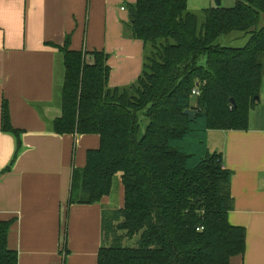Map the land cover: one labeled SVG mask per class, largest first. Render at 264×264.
Here are the masks:
<instances>
[{
	"label": "trees",
	"instance_id": "16d2710c",
	"mask_svg": "<svg viewBox=\"0 0 264 264\" xmlns=\"http://www.w3.org/2000/svg\"><path fill=\"white\" fill-rule=\"evenodd\" d=\"M127 12V35L145 50L134 83L108 86L104 51L70 49L68 36L60 47L61 114L51 130L99 137L85 165L73 169L68 202L98 203L119 176L123 204L110 232L117 242L138 239L122 246L113 237L98 249L97 264H229L243 254L246 230L228 221L231 171L210 152L206 133L248 127L264 73V28H257L264 0L202 8L201 24L187 0H135ZM232 32L248 35L243 47L214 45ZM188 108L197 111L193 121L183 114ZM1 130L16 138L18 150L21 130L11 125L6 100ZM11 223L0 221V264H18L7 245Z\"/></svg>",
	"mask_w": 264,
	"mask_h": 264
},
{
	"label": "crops",
	"instance_id": "0c3cea01",
	"mask_svg": "<svg viewBox=\"0 0 264 264\" xmlns=\"http://www.w3.org/2000/svg\"><path fill=\"white\" fill-rule=\"evenodd\" d=\"M134 1L0 0V172L11 164L0 174V221H12L7 245L18 264H97L110 195L94 204L68 202L73 169L85 165L99 137L51 130L61 114L60 47L68 36L70 49L104 51L108 86L134 83L145 54L124 28ZM3 100L21 130L18 150L16 138L1 130ZM206 143L231 171L228 221L246 230L245 250L229 264H264V110L251 109L245 130H207ZM118 196L121 208L120 179Z\"/></svg>",
	"mask_w": 264,
	"mask_h": 264
},
{
	"label": "rangeland",
	"instance_id": "374dc122",
	"mask_svg": "<svg viewBox=\"0 0 264 264\" xmlns=\"http://www.w3.org/2000/svg\"><path fill=\"white\" fill-rule=\"evenodd\" d=\"M214 1V0H213ZM228 0H222V3L220 6L222 7H231L234 5L235 0H229V4L226 5V2ZM133 3V2H132ZM204 4V0H189L188 1V11L195 13L198 15L199 22L198 24L202 23V15H201V9ZM124 28L126 30V24L124 25ZM258 29L264 28V15L261 16L260 21L257 25ZM248 40V35H245L244 33L241 32H232L228 35H223L220 36L214 43V45L221 46V47H232V48H238V47H243ZM262 85H261V90L258 95V101L256 106L254 107L255 112H263L264 110V73H263V78H262ZM144 128V123H142V130ZM118 191H119V176H115L113 180V186L112 190L110 193V204L106 208V227L103 231L104 237L101 240L100 247L102 246H108L112 242V238L117 235L115 233L114 235H111L112 232H110L109 225L110 224H115L119 221L118 216L116 214L117 210L120 209L119 206V196H118ZM115 237L113 238L114 241ZM138 239V235H135L131 239H122L117 242L114 241L115 243H118L122 246H136V242Z\"/></svg>",
	"mask_w": 264,
	"mask_h": 264
},
{
	"label": "water",
	"instance_id": "95a60500",
	"mask_svg": "<svg viewBox=\"0 0 264 264\" xmlns=\"http://www.w3.org/2000/svg\"><path fill=\"white\" fill-rule=\"evenodd\" d=\"M216 6H220V0H214ZM255 98H258V96H256ZM230 103L231 104H234V100L233 98H230ZM197 111L192 109V108H188V109H185L183 111V114L186 115L189 120L193 121L195 119V115H196Z\"/></svg>",
	"mask_w": 264,
	"mask_h": 264
},
{
	"label": "built area",
	"instance_id": "2783aa9c",
	"mask_svg": "<svg viewBox=\"0 0 264 264\" xmlns=\"http://www.w3.org/2000/svg\"><path fill=\"white\" fill-rule=\"evenodd\" d=\"M122 9H124V8H122ZM191 94L193 95V96H198L199 94H200V90H199V88L196 86V87H193L192 89H191ZM202 227H199V228H197L198 230L199 229H201Z\"/></svg>",
	"mask_w": 264,
	"mask_h": 264
}]
</instances>
